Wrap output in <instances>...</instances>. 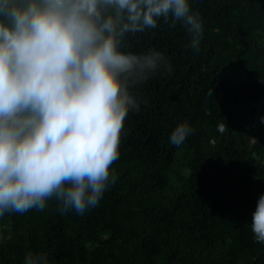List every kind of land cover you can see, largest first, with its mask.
Masks as SVG:
<instances>
[{
    "label": "trees",
    "instance_id": "16d2710c",
    "mask_svg": "<svg viewBox=\"0 0 264 264\" xmlns=\"http://www.w3.org/2000/svg\"><path fill=\"white\" fill-rule=\"evenodd\" d=\"M189 3L204 20L199 51L171 16L121 41L122 51L167 59L129 82L139 109L125 117L116 180L98 205L62 213L53 197L43 209L6 212L0 264H23L29 251L51 264H253L264 254L250 227L264 193L254 130L264 88L253 78L264 80V0ZM262 117L264 104V139ZM182 122L192 132L176 146L169 135Z\"/></svg>",
    "mask_w": 264,
    "mask_h": 264
},
{
    "label": "clouds",
    "instance_id": "9594fccd",
    "mask_svg": "<svg viewBox=\"0 0 264 264\" xmlns=\"http://www.w3.org/2000/svg\"><path fill=\"white\" fill-rule=\"evenodd\" d=\"M169 16L199 51L204 20L189 0H0V217L43 209L53 197L62 213L98 205L116 180L110 165L125 117L139 109L129 82L167 59L122 51L121 41ZM191 132L179 123L169 142L179 146ZM250 227L264 244V193ZM23 264L51 261L29 251Z\"/></svg>",
    "mask_w": 264,
    "mask_h": 264
},
{
    "label": "water",
    "instance_id": "95a60500",
    "mask_svg": "<svg viewBox=\"0 0 264 264\" xmlns=\"http://www.w3.org/2000/svg\"><path fill=\"white\" fill-rule=\"evenodd\" d=\"M241 55H242V53L238 55V60H240ZM244 71L246 73H248L249 75H252L251 72L248 71L247 69H245ZM253 78L257 82H259L263 86V88H264V80H261V79H259L257 77H253ZM263 104H264V97L261 99V101L259 102V105H258V112H257L256 118H255V122H254V130H255V133H256V137H257L258 142L264 147V139L262 138V136L260 134V131H259L260 114H261V110H262ZM261 257H264V254L260 255V257H258L253 264H256V262L259 261V259Z\"/></svg>",
    "mask_w": 264,
    "mask_h": 264
}]
</instances>
